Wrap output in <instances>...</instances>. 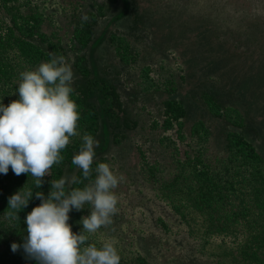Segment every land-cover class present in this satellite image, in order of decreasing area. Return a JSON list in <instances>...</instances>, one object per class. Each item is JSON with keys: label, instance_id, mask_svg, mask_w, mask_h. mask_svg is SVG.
Segmentation results:
<instances>
[{"label": "rangeland", "instance_id": "rangeland-1", "mask_svg": "<svg viewBox=\"0 0 264 264\" xmlns=\"http://www.w3.org/2000/svg\"><path fill=\"white\" fill-rule=\"evenodd\" d=\"M9 5L3 13L11 30L4 25L3 36L15 41L25 31L47 55H63L73 70L77 105L84 84L93 83V107L78 105L79 134L61 150L64 158L71 150L63 177L80 170L71 160L89 133L99 141L89 179L105 162L122 180L114 189L111 223L87 242L99 247L110 240L119 264H264V159L248 157V148L236 145L240 134L264 158V0ZM17 52L0 50V100L6 105L18 98L20 72L50 59L31 64ZM209 94L222 108L206 100ZM167 100L185 109L181 124L167 111ZM59 165L51 166L39 189L31 174L15 175L11 167L0 174V219L8 197L24 184L47 195ZM39 203L30 199L20 219L8 221L19 244L25 214ZM84 207L69 212L73 232L88 214L90 205Z\"/></svg>", "mask_w": 264, "mask_h": 264}, {"label": "clouds", "instance_id": "clouds-1", "mask_svg": "<svg viewBox=\"0 0 264 264\" xmlns=\"http://www.w3.org/2000/svg\"><path fill=\"white\" fill-rule=\"evenodd\" d=\"M87 19L82 15V21ZM73 79L72 67L63 55L50 54L49 60L20 72L14 92L18 98L7 105L0 100V174H6L9 167L15 175L31 174L39 189L51 166L64 159L61 150L70 137L79 134ZM80 138L82 143L71 162L88 181L83 187H67L82 180L75 175L62 176L50 180L47 195L24 184L7 199L4 215L12 221L20 219L18 213L30 199L40 200L25 214L22 243L11 244L12 251L22 248L36 264H119L120 256L110 240L99 247L87 241L90 234L111 223L118 203L114 189L122 177L108 163L98 162L95 177L89 179L99 141L89 133ZM85 204L90 205L88 214L80 217L82 227L73 232L69 212L84 209Z\"/></svg>", "mask_w": 264, "mask_h": 264}, {"label": "trees", "instance_id": "trees-1", "mask_svg": "<svg viewBox=\"0 0 264 264\" xmlns=\"http://www.w3.org/2000/svg\"><path fill=\"white\" fill-rule=\"evenodd\" d=\"M10 1L11 0H0V50L4 52V50L9 47L15 48L17 51H19L17 52L19 53V55L25 56L27 59H31V62L29 61L31 64H34L35 62H39L42 58H50V56L46 54V52L40 47V45L26 39L29 36V34L26 33L25 31H22L20 38L16 39L15 41H13L7 33L3 36L4 31L2 30V28L4 25H6L8 31L11 30V28H9V26L6 24V17H5L6 14L3 13V12H7V14L9 13V9H10L9 2ZM224 5H225V1L222 2V7ZM13 21H15V19ZM85 32L89 33V30L87 29ZM87 39H89L88 36H87ZM20 52L23 54H20ZM2 58L4 57L0 55V60ZM83 70L84 71L86 70L87 72V68H83ZM92 84L93 83L91 81H87L84 84V89L81 90V93L83 94L75 97V99L79 101L78 105H80L81 110L82 109L87 110L93 107L89 99V94H90L89 90H91ZM206 100L208 102L209 101L213 102L212 106L222 108V102L218 100V98H216V96H214L213 94L207 95ZM115 106H118L121 108L119 103H117ZM165 107L167 108V111L170 113L171 117L173 119H176L177 124H181V117L183 116V113L185 110L183 106L177 101L167 100L165 101ZM112 112L113 111H111V113ZM80 116H81V111H80ZM113 116L115 117L116 114L113 113ZM96 129H97V126H96ZM233 133H235V135L237 134L234 131L229 134H233ZM237 138H238L236 140L237 146L239 144H243L245 148H248L249 150L248 157L264 159L262 157L263 155L260 152H258L256 147L249 144L248 141H246V139H244L243 136H241L240 134H237ZM70 156H71V150L69 151L67 157H65L60 162V165L57 166V168L54 170L53 180L59 179L60 177L63 176L65 166L70 161ZM76 176L81 178L82 183L72 184L71 187H82L83 184L86 182V180L82 177L81 170L78 171ZM9 219L10 218L6 216H3L0 219V264H29L32 261V259L28 258L25 253H23L24 255L22 254L17 255L16 251L14 252L12 251V249H9V247L11 248V244L13 242L19 244L16 241V237L18 236L14 235L15 232L13 230V227L11 228L10 226H8ZM22 230L20 229V231ZM79 230H76L75 232H78ZM91 238H92V234L89 235V240H88L89 242L91 241Z\"/></svg>", "mask_w": 264, "mask_h": 264}]
</instances>
